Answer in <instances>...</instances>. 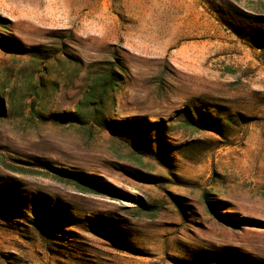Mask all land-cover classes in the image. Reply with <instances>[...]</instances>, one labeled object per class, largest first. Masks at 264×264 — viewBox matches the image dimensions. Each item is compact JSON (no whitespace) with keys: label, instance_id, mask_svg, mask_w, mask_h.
<instances>
[{"label":"rangeland","instance_id":"obj_1","mask_svg":"<svg viewBox=\"0 0 264 264\" xmlns=\"http://www.w3.org/2000/svg\"><path fill=\"white\" fill-rule=\"evenodd\" d=\"M0 264H264V0H0Z\"/></svg>","mask_w":264,"mask_h":264},{"label":"trees","instance_id":"obj_2","mask_svg":"<svg viewBox=\"0 0 264 264\" xmlns=\"http://www.w3.org/2000/svg\"><path fill=\"white\" fill-rule=\"evenodd\" d=\"M116 79L114 73L110 72L105 78H100L98 85L101 87V93L106 94L112 91L115 85Z\"/></svg>","mask_w":264,"mask_h":264}]
</instances>
